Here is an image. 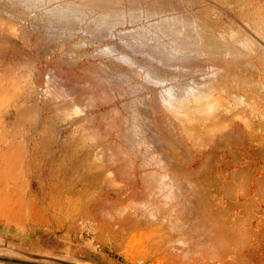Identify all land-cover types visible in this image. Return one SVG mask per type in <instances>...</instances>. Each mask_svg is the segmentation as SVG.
<instances>
[{"label": "rangeland", "instance_id": "374dc122", "mask_svg": "<svg viewBox=\"0 0 264 264\" xmlns=\"http://www.w3.org/2000/svg\"><path fill=\"white\" fill-rule=\"evenodd\" d=\"M82 249L264 264V0H0V256Z\"/></svg>", "mask_w": 264, "mask_h": 264}, {"label": "flooded vegetation", "instance_id": "af4514ba", "mask_svg": "<svg viewBox=\"0 0 264 264\" xmlns=\"http://www.w3.org/2000/svg\"><path fill=\"white\" fill-rule=\"evenodd\" d=\"M57 255V254H55ZM60 260L53 261V264H108L104 262V258L101 255L94 256L93 254L86 253V250L82 249V252L72 254H60ZM47 261V258H41ZM0 264H44V263H31L27 261L18 260L12 257L0 256ZM49 264V263H48Z\"/></svg>", "mask_w": 264, "mask_h": 264}, {"label": "bare ground", "instance_id": "6f19581e", "mask_svg": "<svg viewBox=\"0 0 264 264\" xmlns=\"http://www.w3.org/2000/svg\"><path fill=\"white\" fill-rule=\"evenodd\" d=\"M25 1H29V0H25ZM32 1H36V0H32ZM40 1H41V0H40ZM30 2H31V1H30ZM37 2H38V1H37ZM27 3H28V2H27ZM32 3H33V2H32ZM43 3H44V2H43ZM15 4H16V2H15ZM29 4H30V3H29ZM40 4H41V3H40ZM30 5H32V4H30ZM35 5H36V4H35ZM45 5H46V4H45ZM59 9H60V10H58V9L56 10V9H55V10H56L55 13H54L55 15H59V13H63V12H65V10L61 9L60 7H59ZM61 10H63V11H61ZM59 11H60V12H59ZM61 16H63V15L60 14V17H61ZM58 17H59V16H58ZM63 17H64V16H63ZM171 23H172V22H171ZM188 23H189V22H188ZM165 24H166V23H165ZM188 25H189V24H188ZM192 25H193V24H192ZM190 26H191V25H190ZM204 26H205V25H204ZM193 28H194V25H193ZM202 28H204V27H202ZM165 29H167V28L165 27ZM212 31H213V30H212ZM202 32H203V31H202ZM208 32H209V31H208ZM208 32L205 31V33H208ZM210 32H211V31H210ZM212 33H213V32H212ZM167 35H168V34H167ZM203 35H204V34H203ZM206 35H207V34H206ZM208 35H209V34H208ZM211 35H212V34H211ZM193 37H194V36H193ZM206 37H207V36H206ZM208 37H210V36H208ZM208 37H207V38H208ZM211 37H212V36H211ZM204 38H205V37H204ZM249 39H250V37H249ZM205 40H206V39H205ZM235 40H236V39H235ZM235 40H234V41H235ZM216 41H217V40H216ZM183 42H184V41H183ZM241 42H242V41H241ZM249 42H250V41H249ZM249 42H248V44H249ZM252 42H253V41H252ZM207 43H208V44H205L207 49H209V47H212V46H215V47H216V45H217L216 42H213V40H211L210 38H209V40H207ZM213 43H214V44H213ZM227 43H228V42H227ZM192 44H193V43H192ZM220 44H221V43H220ZM220 44H219V45H220ZM230 44H231V43H228L226 47H227V48H232V47H228V45H230ZM241 44H243V43H241ZM241 44H240V45H241ZM245 44H246V42H245L244 45H243L244 47L248 46V45L245 46ZM184 45H185V44H184ZM231 45H232V44H231ZM191 46H192V45H191ZM178 47H179V46H178ZM223 47H224V46H223ZM226 47H225V48H226ZM233 47H234V46H233ZM148 48H149V47H148ZM180 48H181V50H183V52H185V53H183L184 55H187V54L189 55L190 52H189V53H186V52H187V48H186V47H183V48L180 47ZM212 48H213V47H212ZM246 48H248V47H246ZM163 49H164V48H163ZM176 49H177V47H176ZM207 49H206V50H207ZM219 49L222 50L223 48H222V47H221V48L218 47V50H219ZM248 49H250V48H248ZM262 49H263V48H262ZM156 50H157V49H156ZM166 50H167V49H166ZM169 50H170V49H169ZM195 50H197V49H195ZM233 50H234V49H233ZM171 51H172V50H170V52H171ZM178 51H180L179 48H178ZM200 51H201V50H200ZM227 51H228V49H227ZM161 52H162V53H161ZM197 52H198V51H197ZM228 52H229V51H228ZM233 52H234V51H233ZM233 52H232V53H233ZM165 53H166V52H165ZM212 53H213V52H212ZM235 53H236V52H235ZM238 53H239V52H238ZM158 54H160V56H161L162 54L165 56L163 50L160 51ZM171 54L174 55L173 52H172ZM229 54H230V53H229ZM233 54H234V53H233ZM233 54H232V55H233ZM163 55H162V56H163ZM177 55H178V54H177ZM188 55H187V57H189ZM190 55H191V54H190ZM234 55H236V54H234ZM168 56H169V55H168ZM217 56H218V55H217ZM168 58H169V57H168ZM182 58L184 59L183 55H182V57H181L180 59H182ZM169 59H170V58H169ZM158 60H159V59H158ZM186 60H187V58H186ZM192 60H193V59H192ZM182 61H183V60H182ZM187 61H188V60H187ZM187 61H186V62H187ZM182 63H184V62H182ZM163 64H164V63H163ZM170 92H171V91H170ZM185 98H186V97H185ZM184 100H185V99H184ZM171 102H172V101H171ZM186 102H187V101H186ZM177 103H178V102H177ZM169 105H170V104H169ZM180 105H181V104H180ZM182 107H183V106H182Z\"/></svg>", "mask_w": 264, "mask_h": 264}, {"label": "crops", "instance_id": "0c3cea01", "mask_svg": "<svg viewBox=\"0 0 264 264\" xmlns=\"http://www.w3.org/2000/svg\"><path fill=\"white\" fill-rule=\"evenodd\" d=\"M45 3V2H44ZM47 4V3H46ZM62 9V7H61V5L60 4H56V6L55 7H53L52 9H49V8H46V10H47V12H50V14L52 15L51 17H55V19L54 18H52V21H57V20H60V19H62V16L61 17H58V15H55L54 13V11H56L57 9L58 10H60L59 9V7ZM39 7H43V6H39ZM35 8H37V7H35ZM43 8H45V7H43ZM55 8H56V10H55ZM50 10V11H49Z\"/></svg>", "mask_w": 264, "mask_h": 264}]
</instances>
